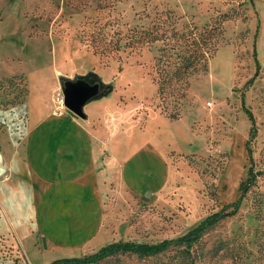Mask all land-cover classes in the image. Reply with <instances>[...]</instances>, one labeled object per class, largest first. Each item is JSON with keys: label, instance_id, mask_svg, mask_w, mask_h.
I'll return each instance as SVG.
<instances>
[{"label": "rangeland", "instance_id": "1", "mask_svg": "<svg viewBox=\"0 0 264 264\" xmlns=\"http://www.w3.org/2000/svg\"><path fill=\"white\" fill-rule=\"evenodd\" d=\"M223 12V37L206 71L188 77L183 97L170 89L159 95L151 76L160 41L128 44L123 33L151 23L200 26ZM64 77L99 82L82 111L104 102L102 129L112 142L126 140L122 156L153 138V151L132 175L143 187L137 205L116 196L106 241L178 236L234 201L247 167L254 171L237 210L207 227L189 255L171 245L156 255L122 252L90 264H264L256 251L264 238L255 232L258 199L264 213V0H0V131L24 120L26 107L13 105L24 99L25 85L31 101L47 100V86L59 78L51 96L61 92ZM156 109L179 118L162 122ZM26 251L0 218V264H47L81 253L63 255L45 247L42 237L38 248L28 242Z\"/></svg>", "mask_w": 264, "mask_h": 264}, {"label": "crops", "instance_id": "2", "mask_svg": "<svg viewBox=\"0 0 264 264\" xmlns=\"http://www.w3.org/2000/svg\"><path fill=\"white\" fill-rule=\"evenodd\" d=\"M58 85L59 78L47 86V100L31 101L26 92L13 105L26 107L20 126L0 131V218L26 254L28 242L38 248L41 237L45 247L61 248L63 255L97 249L115 224L116 196L129 205L143 191L132 175L153 151L150 137L122 156L126 140L112 142L109 129H102L103 101L84 116L68 109L57 113L51 92ZM158 113L162 122L179 118Z\"/></svg>", "mask_w": 264, "mask_h": 264}, {"label": "trees", "instance_id": "3", "mask_svg": "<svg viewBox=\"0 0 264 264\" xmlns=\"http://www.w3.org/2000/svg\"><path fill=\"white\" fill-rule=\"evenodd\" d=\"M228 16L227 12L216 15L210 23L197 26L184 24L180 29L173 26L161 29L157 24L151 23L147 27L128 28L123 36L126 43L153 44L156 46V54L153 56L152 68L154 73L151 78L156 84V92L160 95L166 89L172 90L178 97H183L188 86V77L196 72H205L207 59L211 56L223 37L221 20ZM168 17V15H166ZM94 53V51H93ZM27 92L25 85V95ZM174 117V116H172ZM253 126V125H252ZM252 126L250 132L252 131ZM247 156L250 158V150L247 147ZM254 171L249 165L246 176L239 181L238 197L230 202L222 204L219 210L206 214L195 225L189 227L182 234L175 237H165L158 241H134L130 239H115L104 243L97 249L79 256L58 257L47 264H90L115 253L129 252L137 257L156 255L171 245L179 246L180 250L189 255V248L197 241L204 230L213 224L218 218L233 214L242 199L244 190L252 183ZM210 197L215 195V189L209 192ZM258 202L259 199H258ZM256 204L255 219L259 220L255 232L258 237L264 238V213L261 204ZM229 207V209H227ZM218 245L217 248H221ZM257 253L264 257V239L257 242Z\"/></svg>", "mask_w": 264, "mask_h": 264}, {"label": "water", "instance_id": "4", "mask_svg": "<svg viewBox=\"0 0 264 264\" xmlns=\"http://www.w3.org/2000/svg\"><path fill=\"white\" fill-rule=\"evenodd\" d=\"M62 100L65 107L78 116H84L82 104L100 87L99 82L89 83L81 78L60 79ZM43 239V238H42Z\"/></svg>", "mask_w": 264, "mask_h": 264}, {"label": "built area", "instance_id": "5", "mask_svg": "<svg viewBox=\"0 0 264 264\" xmlns=\"http://www.w3.org/2000/svg\"><path fill=\"white\" fill-rule=\"evenodd\" d=\"M52 100H53L54 109L57 113L60 114L67 109L63 104L61 92H56L55 94H53Z\"/></svg>", "mask_w": 264, "mask_h": 264}]
</instances>
